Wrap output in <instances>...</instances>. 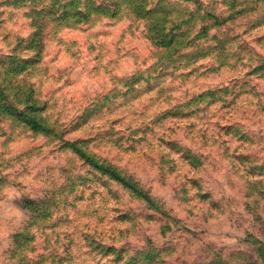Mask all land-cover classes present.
<instances>
[{"label": "rangeland", "instance_id": "rangeland-1", "mask_svg": "<svg viewBox=\"0 0 264 264\" xmlns=\"http://www.w3.org/2000/svg\"><path fill=\"white\" fill-rule=\"evenodd\" d=\"M172 1L177 16L232 17L196 41L207 48L196 63L183 57L195 47L155 46L148 21L130 10L44 22L32 14L35 0H0V57L34 56L26 39L40 25L44 50L32 75L50 121L67 126L68 138L91 139L93 152L134 174L165 212L87 174L44 134L6 121L0 264H264V184L252 187L264 181V0H199L202 12ZM108 93L120 99L93 110ZM44 200L60 202L49 220L37 215ZM22 229L34 235L16 237Z\"/></svg>", "mask_w": 264, "mask_h": 264}, {"label": "trees", "instance_id": "trees-1", "mask_svg": "<svg viewBox=\"0 0 264 264\" xmlns=\"http://www.w3.org/2000/svg\"><path fill=\"white\" fill-rule=\"evenodd\" d=\"M35 1L37 2V6L32 10V14L44 22L46 19L67 21L68 23H70V19L83 22L88 21L95 14H108L113 18L125 10H130L137 17L148 21L149 38L155 46L165 48L168 53L180 52L183 49L195 47L196 50H192V54L183 56L186 58H196L202 53H207V48L201 47L196 41L202 37H208L212 28L224 25L232 18L230 16L217 15L209 11L200 14V12L195 10H182L180 15L177 16L174 8L176 3L172 0H158L152 6L148 0H113L111 3H113L114 8L112 9L105 6L100 0H98L100 2H97V0ZM41 1L42 3H40ZM187 1L198 4V10L202 12L201 1ZM205 19H212L214 23L208 24ZM195 20L202 21V24L198 28L190 25ZM39 26H37V32L31 38L26 39V48L31 51L34 50V56L22 57L18 54H12L4 58L0 57V136L5 134L3 123L6 121L11 122L13 126L20 125L32 132L42 133L49 139V142L58 143L60 148L71 151L83 164L89 166L90 169L86 171L87 174L97 176L102 181L108 179L118 182L133 195L144 200L150 209L165 214L161 206L162 204L144 186L140 179L136 178L134 174L128 172L120 165L98 155L90 149L91 139L68 138L66 135L67 131H69L66 128L67 126H60L50 121L48 114L49 103L41 98L37 88L38 86L33 80L32 75V69L42 60V51L44 50L43 35L40 36L39 34L42 27ZM213 38H216V35ZM200 58L194 59L193 63L198 62ZM133 78L139 81L143 77L138 76ZM222 90L224 89L207 90L194 96L190 102L193 104L206 98L215 97L216 93ZM121 96H124V93ZM103 97L104 101L102 104H95L93 110L103 109L102 107L104 106H111V104L120 99L119 95L117 96L116 94L114 96L109 93ZM187 156L191 159L195 155L187 150ZM257 168V166H253L252 170ZM252 170L251 173L255 175V171ZM252 179H254V176L247 178V180ZM255 181L252 187H256V184L259 186L264 184V181L261 179H255ZM74 191V188H70V193ZM59 205V201L44 200V204L38 209L39 214L37 215L44 220H49L52 216L50 207L58 208ZM30 234V232L22 229L17 231L15 236L22 237V235L26 236ZM31 235H34V233Z\"/></svg>", "mask_w": 264, "mask_h": 264}]
</instances>
